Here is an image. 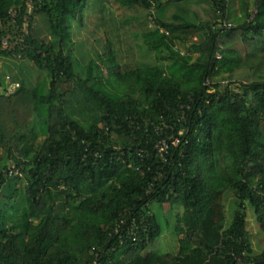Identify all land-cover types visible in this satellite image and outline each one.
<instances>
[{
  "label": "trees",
  "instance_id": "obj_1",
  "mask_svg": "<svg viewBox=\"0 0 264 264\" xmlns=\"http://www.w3.org/2000/svg\"><path fill=\"white\" fill-rule=\"evenodd\" d=\"M28 1L0 0V62L46 73L35 87L11 77L20 84L12 95L0 78V264H264L247 223L250 207L264 233V0L254 14L240 0L243 19L231 29L220 24L235 18L232 0H113L150 14L142 37L157 65L123 73L107 41L106 71L91 60L83 76L71 24H82L89 0H32V12ZM71 82L91 113L87 126L72 111L78 95L63 89ZM169 137L179 143L165 164L156 146ZM11 164L22 178L9 177ZM165 204L184 211L177 254L149 249ZM134 219L137 238L120 244L116 228Z\"/></svg>",
  "mask_w": 264,
  "mask_h": 264
},
{
  "label": "rangeland",
  "instance_id": "obj_2",
  "mask_svg": "<svg viewBox=\"0 0 264 264\" xmlns=\"http://www.w3.org/2000/svg\"><path fill=\"white\" fill-rule=\"evenodd\" d=\"M260 0H250L252 14ZM231 6L233 7L234 19L230 18L227 23L232 26L228 29L235 27L237 19H243L240 10V0H232ZM155 17V11H153ZM85 17L80 24L78 21H73L72 39L74 42L73 57L79 67L76 72L78 75L84 74V69L89 61L94 60L101 65L105 70V61L107 60V41L113 45L116 59L119 64V71L127 72L137 68H145L157 65L156 55L150 52L145 46L142 34L146 31L147 27H152V22L148 24L150 16L144 10L131 11L122 9L113 0H89L85 9ZM152 16V13H151ZM202 19L211 21L212 17L204 12H201ZM151 18V17H150ZM213 22V21H212ZM215 22V21H214ZM213 22V23H214ZM212 23V24H213ZM147 26V27H146ZM204 33L200 32L195 35L188 36L185 42L179 41L177 48L183 54L188 53V47L194 42H200ZM196 57V56H195ZM0 78L6 79L7 76L18 79L25 78L29 87H35L40 81L46 77L45 72L37 69L33 63L26 60H19L15 58H4L0 62ZM106 71V70H105ZM236 86V85H234ZM64 90H74L78 95V100H71L72 111L75 117L84 125L91 122V113L86 111V104H83V94L76 87V82H71L63 86ZM235 89V88H234ZM146 107L144 98L138 97ZM18 188L23 189L25 186L24 179L18 181ZM1 201L4 200L0 195ZM224 203L226 206L227 226L233 219L235 202L234 194L229 191L225 194ZM158 208V209H157ZM155 208L157 213L161 216L163 234L160 240L149 249L156 250L159 254H177L179 249V240L181 239L175 233V226L178 216L183 214V208L178 205L165 204L161 209ZM11 215L15 214L14 211L10 212ZM248 231L250 234V241L254 253L260 254L264 250V233L260 229L257 222L256 215L253 209L248 208L247 211Z\"/></svg>",
  "mask_w": 264,
  "mask_h": 264
},
{
  "label": "built area",
  "instance_id": "obj_3",
  "mask_svg": "<svg viewBox=\"0 0 264 264\" xmlns=\"http://www.w3.org/2000/svg\"><path fill=\"white\" fill-rule=\"evenodd\" d=\"M28 9H29V12H32L34 10V6H33V1L32 0H29L28 3ZM153 11H155L154 9L152 10V13H154ZM11 16L13 18H15L16 16V12L14 11H11ZM27 25L24 24V27H26ZM154 26V24L152 25ZM232 25L229 23H226V22H223L220 24V27H227V28H230ZM24 31L25 33L27 34L28 31L26 28H24ZM17 44V42L15 43ZM10 41H9V37H5L1 40V46L3 49H7L10 47ZM218 59H221V56L219 55L218 56ZM6 86L5 87H1V89L3 91H5V94L6 95H12L14 94L17 89L20 87V84L18 82H15V81H12L11 77L7 76L6 77ZM180 135L183 134V132H180L179 133ZM171 142H169V141ZM168 140L166 139H163L161 140L158 145L156 146V149L158 150V153L160 154L161 156V159H162V162L167 164L168 162V159H167V155L170 154V146L171 145H174V146H177L178 143H179V139L178 138H172V137H169ZM7 173L9 175V177H23V172L18 169L16 167V165H13L11 164L8 169H7ZM135 219L131 222L130 226L127 227L126 230H124L122 232L121 229H119V227L116 228V237L118 239V242L120 244H123L124 243V235L127 236L128 239H136L137 238V233L135 232ZM95 264H101L99 261H96Z\"/></svg>",
  "mask_w": 264,
  "mask_h": 264
},
{
  "label": "water",
  "instance_id": "obj_4",
  "mask_svg": "<svg viewBox=\"0 0 264 264\" xmlns=\"http://www.w3.org/2000/svg\"><path fill=\"white\" fill-rule=\"evenodd\" d=\"M256 8H257V6H256ZM256 8H255V10H256Z\"/></svg>",
  "mask_w": 264,
  "mask_h": 264
}]
</instances>
